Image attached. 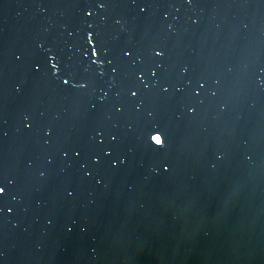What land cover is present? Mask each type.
I'll return each instance as SVG.
<instances>
[{"label":"water","instance_id":"water-1","mask_svg":"<svg viewBox=\"0 0 264 264\" xmlns=\"http://www.w3.org/2000/svg\"><path fill=\"white\" fill-rule=\"evenodd\" d=\"M0 264H264V0H0Z\"/></svg>","mask_w":264,"mask_h":264},{"label":"snow or ice","instance_id":"snow-or-ice-1","mask_svg":"<svg viewBox=\"0 0 264 264\" xmlns=\"http://www.w3.org/2000/svg\"><path fill=\"white\" fill-rule=\"evenodd\" d=\"M102 6V5H101ZM86 15H92V12L91 11H87L86 12ZM89 37L91 36V33H88L87 34ZM93 54H95V50L93 51ZM129 53L125 52V55H128ZM64 82H67V80H65ZM162 143V139L159 141Z\"/></svg>","mask_w":264,"mask_h":264}]
</instances>
